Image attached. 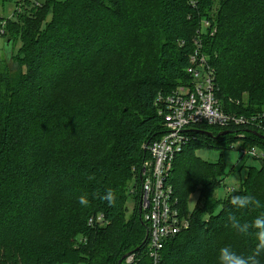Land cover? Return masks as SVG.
Wrapping results in <instances>:
<instances>
[{
  "label": "trees",
  "instance_id": "trees-1",
  "mask_svg": "<svg viewBox=\"0 0 264 264\" xmlns=\"http://www.w3.org/2000/svg\"><path fill=\"white\" fill-rule=\"evenodd\" d=\"M12 1L14 16L0 15V27L7 40L21 41L10 60L22 70L12 75L9 65L0 66V264H123L133 252L137 264H153L139 189L130 190L134 178L140 188L139 169L149 158L144 145L165 131L157 96L191 82L186 69L200 28L223 110L263 114L264 0H220L216 7V0L196 7L188 0L0 5ZM22 2L31 3L25 14L18 13ZM204 19L211 26L203 30ZM203 130L229 133L212 138ZM190 131L167 180L189 228L166 240L160 264H218L224 246L249 255L255 239L237 233L227 218L250 223L264 214V158H254L260 164L248 167L238 188L216 197L228 176L225 161L196 152L229 150L238 139L264 149V118L257 125L200 123ZM108 188L117 194L115 206L93 195ZM193 193L199 199L191 210ZM236 195H252L261 207L236 209L230 203ZM99 214L105 224H91ZM259 260L264 264V254Z\"/></svg>",
  "mask_w": 264,
  "mask_h": 264
},
{
  "label": "built area",
  "instance_id": "built-area-1",
  "mask_svg": "<svg viewBox=\"0 0 264 264\" xmlns=\"http://www.w3.org/2000/svg\"><path fill=\"white\" fill-rule=\"evenodd\" d=\"M198 3L199 0H190L194 7ZM35 4L40 6V2ZM203 22H206L205 27L210 25L209 21ZM1 36H5L3 27L0 30V45ZM193 42L195 51L190 55V65L186 69L191 82L178 86L168 95L157 96L156 105L163 117L165 131L158 140L144 145L149 158L139 169L140 188L135 180L130 190V193L135 194L139 189L140 211L149 228L148 254L153 264H160L166 240L189 228V220L176 207L178 198L173 197V186L167 180L172 172L175 155L182 151L191 138L190 129L200 123L220 127H228L230 124L257 125L264 118V113L247 117L223 110L216 95V70L209 65L208 56L203 53L201 38L197 36ZM241 154L243 157L264 158V149L243 145ZM95 221L104 225L105 215L99 214L90 219L91 224ZM126 257L125 264H137L139 259L135 252Z\"/></svg>",
  "mask_w": 264,
  "mask_h": 264
},
{
  "label": "rangeland",
  "instance_id": "rangeland-1",
  "mask_svg": "<svg viewBox=\"0 0 264 264\" xmlns=\"http://www.w3.org/2000/svg\"><path fill=\"white\" fill-rule=\"evenodd\" d=\"M33 1L35 3L38 2L36 0H33ZM39 1H43V0H39ZM188 2H190V0H188ZM219 2H220V0H216L215 7L218 6ZM30 4L31 3H29V2L28 3L22 2V4L19 5L20 7H18V13L19 14H25L26 11L30 9L29 8L31 6ZM16 9H17V5L15 4L14 1L7 2L5 4H1L0 5V15L3 17H6V18H12L14 16ZM215 9L216 8H214L213 11H215ZM207 19H204L201 22V27L203 30L205 28H207L204 26L206 22L205 23L203 22V21H207ZM210 26H211V24H210ZM217 28H218L217 25L214 24L213 30L211 33L215 34L217 31ZM0 30H1V27H0ZM200 31H201L200 28L197 29V35L194 37V39L197 36L200 37ZM6 41H7L6 37L1 36L0 66L5 67L6 65H9V67L12 69V75H14V74L19 73V71L22 70V68L20 69L19 64L17 62H12L11 60L8 59L7 48H5ZM20 46H21L20 40L19 41H13V43L11 44L12 53H18L19 49L21 48ZM242 144H243V140L238 139V140L232 142V145L229 148V150L228 149L222 150L219 147H215V148L205 147V148H201L200 150H198L196 152V154L199 155L200 157H203L206 160H209L212 162H215L219 158H223L225 161V168L228 172V176L225 177V180L216 189V197H218V196L223 197V196L230 194L231 191H233V189H236L240 186L241 181L244 179V177L247 173L248 167L249 166L258 167V165L260 164L259 160H255L254 158H250V157L248 158L245 156L243 157V154H241V148L243 146ZM133 168H135V166H133ZM133 180L135 182L136 179L134 178ZM132 186H134V185H132ZM198 199H199L198 193H193L190 196L189 207L191 210L195 207ZM135 204H136V200L134 199V195H132L129 198V201L127 203L129 211H131L132 208H134ZM126 258L127 257H125V260H126ZM123 264H125V263H123Z\"/></svg>",
  "mask_w": 264,
  "mask_h": 264
},
{
  "label": "clouds",
  "instance_id": "clouds-1",
  "mask_svg": "<svg viewBox=\"0 0 264 264\" xmlns=\"http://www.w3.org/2000/svg\"><path fill=\"white\" fill-rule=\"evenodd\" d=\"M87 179L92 181L95 176L90 175ZM93 195L95 198L106 201L109 206H115L117 201V194L112 188L106 189L103 194L95 193ZM78 202L84 207H87L90 203L87 195H81ZM230 203L236 209H257L261 207L260 201L252 195L233 196ZM227 219L232 229L237 233L252 236L256 241V247L249 255L239 254L230 246L221 247L218 251V264H260L259 257L264 254V214L257 216L250 223H242L234 214H230Z\"/></svg>",
  "mask_w": 264,
  "mask_h": 264
},
{
  "label": "water",
  "instance_id": "water-1",
  "mask_svg": "<svg viewBox=\"0 0 264 264\" xmlns=\"http://www.w3.org/2000/svg\"><path fill=\"white\" fill-rule=\"evenodd\" d=\"M11 44H12V41L11 40H7L6 41V46H5V48H7V56H8V59L10 60V57H11V55H12V48H11ZM202 133H205V134H207L209 137H212V138H215V137H219V136H221V135H226V134H228L229 132H227V131H225V132H221V133H219V134H217V135H213V133H211V132H209V131H205V130H203L202 131ZM264 137V136H263ZM129 254H131V253H129ZM127 256V255H126ZM125 256V257H126ZM122 261H120V263H121ZM119 263V264H120Z\"/></svg>",
  "mask_w": 264,
  "mask_h": 264
}]
</instances>
